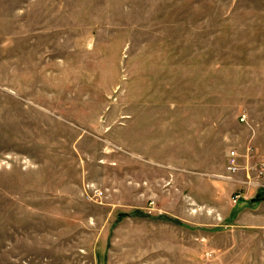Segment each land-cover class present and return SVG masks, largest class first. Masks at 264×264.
<instances>
[{"label": "rangeland", "instance_id": "374dc122", "mask_svg": "<svg viewBox=\"0 0 264 264\" xmlns=\"http://www.w3.org/2000/svg\"><path fill=\"white\" fill-rule=\"evenodd\" d=\"M148 108L193 129L212 209L168 211L163 172L127 201ZM0 264H264V0H0Z\"/></svg>", "mask_w": 264, "mask_h": 264}, {"label": "crops", "instance_id": "0c3cea01", "mask_svg": "<svg viewBox=\"0 0 264 264\" xmlns=\"http://www.w3.org/2000/svg\"><path fill=\"white\" fill-rule=\"evenodd\" d=\"M142 111L138 117V123L136 122L135 141H131L133 134L127 137L124 135L120 144L123 154V162H121L120 167L121 171H124V178L130 182L132 179L133 181L135 179L142 181L133 182L132 184L128 182L130 193L126 194L127 201L133 203L134 200H137L135 198L138 194L145 199V193H149L147 189L148 182L153 180V176L156 177V175H160V172H163L169 175L168 179H164L166 183H158L156 185H159L165 191V194L172 199L167 205L168 211L176 213L187 212L193 207L190 203H196L212 209L214 194L216 191L222 190L220 184L224 182L216 180L209 182L210 179L205 174H200L197 180L190 178L189 174H191V170L189 167H185V165L191 164L190 162L192 161L189 158L191 157L189 146L191 147V142L193 141V129H187V124H183L182 127L179 126L181 127L179 130L176 129L178 127L176 120L171 118V114L173 113H160V110L156 108L145 109L146 113ZM128 128L130 127L124 126L122 134H126L127 131L130 133V129ZM208 136L209 131L207 129L205 131H203V128L200 129L199 138L201 142H205L206 144ZM200 146L202 148L199 152L201 165L204 162L202 143H200ZM205 150L204 156L206 159L204 163H207L208 152L207 149ZM202 170H205V168L201 167ZM232 175L234 174L231 173ZM215 178L231 181L229 176H216ZM233 182L237 184L243 183L236 180ZM210 183H212V190H210ZM150 184H153V182ZM140 189L145 190V192L141 191L143 194L138 192ZM162 194L163 192H161ZM155 195H160V193L157 192ZM256 197H259V199H252L251 202L259 205L263 201V197L260 194H257ZM157 203L161 206L162 200L160 197L157 199Z\"/></svg>", "mask_w": 264, "mask_h": 264}, {"label": "built area", "instance_id": "2783aa9c", "mask_svg": "<svg viewBox=\"0 0 264 264\" xmlns=\"http://www.w3.org/2000/svg\"><path fill=\"white\" fill-rule=\"evenodd\" d=\"M245 119V117H244ZM244 119H242V121H244ZM228 164H229V171L230 173H235L238 169L237 167V155H236V152H232L229 159H228ZM242 196L239 194V195H236L233 199V203L234 204H237L240 200H241Z\"/></svg>", "mask_w": 264, "mask_h": 264}]
</instances>
